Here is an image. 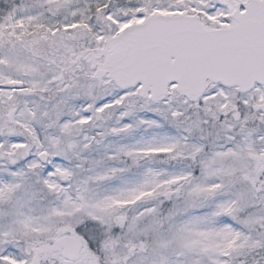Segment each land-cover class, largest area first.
<instances>
[{"label": "snow or ice", "instance_id": "1", "mask_svg": "<svg viewBox=\"0 0 264 264\" xmlns=\"http://www.w3.org/2000/svg\"><path fill=\"white\" fill-rule=\"evenodd\" d=\"M0 264H264V0H0Z\"/></svg>", "mask_w": 264, "mask_h": 264}]
</instances>
